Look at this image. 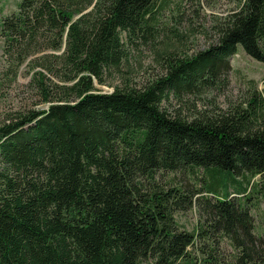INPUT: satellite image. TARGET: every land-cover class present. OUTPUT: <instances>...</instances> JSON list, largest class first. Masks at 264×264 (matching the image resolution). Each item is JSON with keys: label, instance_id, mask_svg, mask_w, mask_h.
<instances>
[{"label": "trees", "instance_id": "16d2710c", "mask_svg": "<svg viewBox=\"0 0 264 264\" xmlns=\"http://www.w3.org/2000/svg\"><path fill=\"white\" fill-rule=\"evenodd\" d=\"M233 1L193 53L182 0H18L0 19L8 73L38 67L34 105L0 112V264H264V93L204 95L239 44L264 61V0ZM143 46L164 69L138 84L125 66Z\"/></svg>", "mask_w": 264, "mask_h": 264}, {"label": "rangeland", "instance_id": "374dc122", "mask_svg": "<svg viewBox=\"0 0 264 264\" xmlns=\"http://www.w3.org/2000/svg\"><path fill=\"white\" fill-rule=\"evenodd\" d=\"M17 2L18 0H0V19L15 10ZM234 3L233 0H182L179 9L184 12L180 17V23L174 24V27L176 26L175 28L183 32L184 35L189 34L188 42L183 44V49H188L190 53H193L215 41L217 38L214 26L216 17L227 13ZM174 5L173 1L171 6L174 8ZM3 43L4 39L0 34V112L2 113L34 105L38 100V95L30 85L32 74L38 67L33 68L24 63L18 68L17 75L8 73L7 62L3 55ZM134 52L132 61L128 65L126 64L125 68L131 69L136 83L141 84L163 71L164 65L154 49L143 46ZM230 62L231 68L228 72L227 83L222 86L224 89L215 87L204 93L209 102H216L223 108L239 103L249 95L254 86L264 93V61L254 58L239 44V49L231 55ZM101 87L104 90L113 88L110 84H104ZM41 104L46 106L44 103L39 105ZM197 105L198 107L204 106L202 100H197ZM164 106L173 112L179 108V103L173 96L170 101L164 103ZM254 181L253 186L260 189L255 192L260 199V207L255 210L257 227L259 232L264 234V175L255 176ZM230 191L233 193V186ZM177 218L187 228L192 229L202 219V214L196 207H193L177 212ZM224 249L228 256L234 252L227 240ZM224 264L227 263L224 261Z\"/></svg>", "mask_w": 264, "mask_h": 264}]
</instances>
